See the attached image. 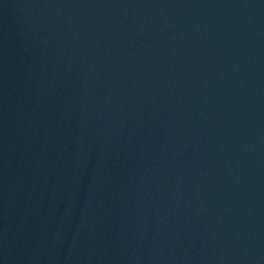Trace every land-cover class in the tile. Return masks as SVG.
<instances>
[{
    "label": "water",
    "instance_id": "1",
    "mask_svg": "<svg viewBox=\"0 0 264 264\" xmlns=\"http://www.w3.org/2000/svg\"><path fill=\"white\" fill-rule=\"evenodd\" d=\"M0 264H264V0H0Z\"/></svg>",
    "mask_w": 264,
    "mask_h": 264
}]
</instances>
